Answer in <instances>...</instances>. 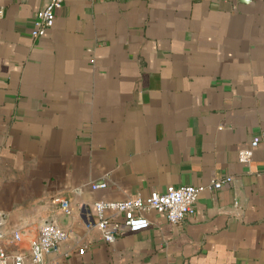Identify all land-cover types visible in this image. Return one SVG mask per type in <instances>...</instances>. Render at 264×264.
<instances>
[{"label": "crops", "instance_id": "obj_1", "mask_svg": "<svg viewBox=\"0 0 264 264\" xmlns=\"http://www.w3.org/2000/svg\"><path fill=\"white\" fill-rule=\"evenodd\" d=\"M48 2L0 0V249L50 222L46 264H264V0H64L33 38ZM226 176L180 224L96 226L98 200Z\"/></svg>", "mask_w": 264, "mask_h": 264}, {"label": "built area", "instance_id": "obj_2", "mask_svg": "<svg viewBox=\"0 0 264 264\" xmlns=\"http://www.w3.org/2000/svg\"><path fill=\"white\" fill-rule=\"evenodd\" d=\"M64 0H49L34 19L31 31L33 38H40L54 25L56 11L63 6ZM5 9L0 6V21ZM261 141L260 137L253 138L249 146L240 148L239 160L245 164L252 161V151ZM232 176L214 179L206 185L168 186L164 192L153 191L147 197L136 196L116 200H98L96 210V226L102 232L104 239L113 243L124 231H140L148 228L151 221L149 213L156 211L173 224L182 223L185 218L195 212L200 194L206 189L218 190L226 183L233 181ZM105 181L94 182L93 189L105 188ZM55 202L60 204L65 214L73 211L69 199L57 196ZM5 236L0 228V239ZM69 237V233L55 223H45L41 226L39 235L32 240L29 252H15L10 254L0 249V264H46L48 256L58 251L61 243ZM21 233L14 232L11 242L21 241Z\"/></svg>", "mask_w": 264, "mask_h": 264}]
</instances>
